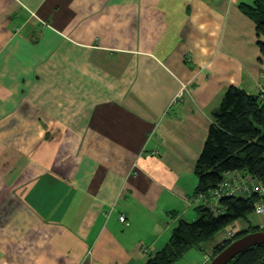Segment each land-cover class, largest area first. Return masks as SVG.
<instances>
[{"label": "crops", "instance_id": "0c3cea01", "mask_svg": "<svg viewBox=\"0 0 264 264\" xmlns=\"http://www.w3.org/2000/svg\"><path fill=\"white\" fill-rule=\"evenodd\" d=\"M252 2L0 0V264H144L197 217L212 111L264 84Z\"/></svg>", "mask_w": 264, "mask_h": 264}, {"label": "trees", "instance_id": "16d2710c", "mask_svg": "<svg viewBox=\"0 0 264 264\" xmlns=\"http://www.w3.org/2000/svg\"><path fill=\"white\" fill-rule=\"evenodd\" d=\"M240 6L255 23L258 48L264 63V0L240 3ZM202 148L194 167L197 186L193 195H209L210 190L232 172L257 180L264 192V84L263 91L257 95H250L241 87H228L221 103L211 113ZM257 201L264 203V194L257 191L242 196H222L218 200L219 213L200 203L196 219L180 218L165 246L149 254L144 264H173L190 248L200 249L227 225L255 214ZM258 229L264 231V227L258 225L236 232L231 239H223L212 247L211 259L235 238ZM228 264H264V244L247 248Z\"/></svg>", "mask_w": 264, "mask_h": 264}, {"label": "built area", "instance_id": "2783aa9c", "mask_svg": "<svg viewBox=\"0 0 264 264\" xmlns=\"http://www.w3.org/2000/svg\"><path fill=\"white\" fill-rule=\"evenodd\" d=\"M263 91V87L260 89V92ZM157 153V152H154ZM259 192L261 195L264 194L263 188L257 180L252 179L248 175L242 176L240 173L232 172L225 175L221 183L214 189L210 190L206 194H199L197 197L200 198L201 203L212 208L215 213L220 212L218 205V200L222 196H233V195H245L251 192ZM255 214L260 215L263 220L264 225V203L257 201L255 206ZM119 221L125 222V215L121 214L119 216ZM235 232L227 231L225 239L232 238Z\"/></svg>", "mask_w": 264, "mask_h": 264}, {"label": "water", "instance_id": "95a60500", "mask_svg": "<svg viewBox=\"0 0 264 264\" xmlns=\"http://www.w3.org/2000/svg\"><path fill=\"white\" fill-rule=\"evenodd\" d=\"M264 244V231L247 232L246 234L235 238L233 242L224 247L217 255L213 257L207 264H228L238 254L244 252L249 247Z\"/></svg>", "mask_w": 264, "mask_h": 264}, {"label": "rangeland", "instance_id": "374dc122", "mask_svg": "<svg viewBox=\"0 0 264 264\" xmlns=\"http://www.w3.org/2000/svg\"><path fill=\"white\" fill-rule=\"evenodd\" d=\"M254 216H252V215H250V217H249V220L251 219V218H253ZM196 219V218H195ZM192 220H194V219H192ZM252 220V219H251ZM254 223V222H253ZM259 226H261V227H264V225H263V220H262V218H261V223L259 224ZM225 229V228H224ZM223 229V230H224ZM222 230V231H223ZM222 231H220V232H218L213 238H212V241H209L207 244H205L204 246H206V247H212V245H213V243H215L216 241H219V235L220 234H222L223 232ZM236 234V232L234 233V235ZM234 235L232 236V238L234 237ZM228 239H231V238H228Z\"/></svg>", "mask_w": 264, "mask_h": 264}]
</instances>
